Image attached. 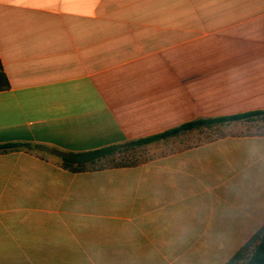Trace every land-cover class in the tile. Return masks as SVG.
<instances>
[{
    "label": "crops",
    "instance_id": "1",
    "mask_svg": "<svg viewBox=\"0 0 264 264\" xmlns=\"http://www.w3.org/2000/svg\"><path fill=\"white\" fill-rule=\"evenodd\" d=\"M0 59V145H33L0 155V264H226L264 226V134L101 171L34 151L264 110V0H0Z\"/></svg>",
    "mask_w": 264,
    "mask_h": 264
},
{
    "label": "trees",
    "instance_id": "2",
    "mask_svg": "<svg viewBox=\"0 0 264 264\" xmlns=\"http://www.w3.org/2000/svg\"><path fill=\"white\" fill-rule=\"evenodd\" d=\"M10 88V81L0 59V91ZM233 124L264 126V110L251 111L235 115L204 117L186 122L163 133L132 140L120 145L105 147L89 152H65L57 151L62 161V167L71 172L101 171L115 168L135 167L148 160L145 155L150 153L151 147L162 142H168L193 134L218 132V137L210 141L235 136L224 133L222 128ZM245 134L250 136L263 135ZM42 148L45 146H37ZM33 145L30 143H9L0 145V155L14 151H30ZM146 152V153H144ZM144 153V154H143ZM226 264H264V226L249 240L237 254Z\"/></svg>",
    "mask_w": 264,
    "mask_h": 264
},
{
    "label": "rangeland",
    "instance_id": "3",
    "mask_svg": "<svg viewBox=\"0 0 264 264\" xmlns=\"http://www.w3.org/2000/svg\"><path fill=\"white\" fill-rule=\"evenodd\" d=\"M217 46L215 45V49L204 51V52H199L200 57H199V74H214V73H222V67L220 65V62L225 58L227 52L223 51L221 49H216ZM222 131L231 135L235 136H241L245 134H257V133H262L264 132V126L263 129H260V125L254 126V125H245V124H233L228 127L222 128ZM213 133H203V134H197V140L198 143H204L207 141H210L211 139L217 138L218 137V132ZM229 137V136H228ZM154 147H151L150 153L149 152H144L148 156L152 154H156L157 151L153 150ZM34 151H37L38 153L42 154H47V155H52V156H58L57 151H55L52 148H36Z\"/></svg>",
    "mask_w": 264,
    "mask_h": 264
}]
</instances>
